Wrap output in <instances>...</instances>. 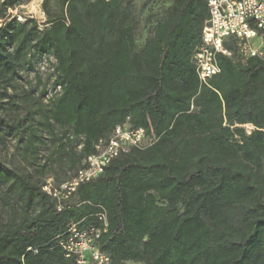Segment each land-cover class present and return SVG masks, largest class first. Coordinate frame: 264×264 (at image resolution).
<instances>
[{
    "label": "trees",
    "instance_id": "16d2710c",
    "mask_svg": "<svg viewBox=\"0 0 264 264\" xmlns=\"http://www.w3.org/2000/svg\"><path fill=\"white\" fill-rule=\"evenodd\" d=\"M29 1L0 0V20ZM42 11L44 23L15 18L0 28V102L17 107L21 71L45 56L56 60L60 91L42 111L40 133L0 126L35 154L41 133L61 153L80 141V152L67 154L74 174L56 187L118 125L144 128L153 143L113 161L61 211L43 190L54 178L0 161V192L17 198L0 221V264H75L60 240L71 223L100 226L102 211L109 226L98 244L112 264H264V61H244L227 41L234 58L219 55L221 73L200 82L193 57L207 0H174L142 46L130 0H43ZM23 95L34 100L32 90Z\"/></svg>",
    "mask_w": 264,
    "mask_h": 264
},
{
    "label": "built area",
    "instance_id": "2783aa9c",
    "mask_svg": "<svg viewBox=\"0 0 264 264\" xmlns=\"http://www.w3.org/2000/svg\"><path fill=\"white\" fill-rule=\"evenodd\" d=\"M208 19L205 21L201 45L193 57L202 84L221 73L219 55L234 58L235 53L225 47L227 41H236L238 53L246 61L257 58L264 61V0H207ZM249 133L253 129L247 125ZM153 143L144 128L128 122L118 125L108 140H100L96 153L86 157L82 167L68 181L56 187L53 179L43 190L61 202L77 189L102 176L116 159L134 149H145ZM100 226L81 227L71 223L65 237L60 240L65 257L75 264H112L111 255L98 244L108 230L107 214L98 213Z\"/></svg>",
    "mask_w": 264,
    "mask_h": 264
},
{
    "label": "rangeland",
    "instance_id": "374dc122",
    "mask_svg": "<svg viewBox=\"0 0 264 264\" xmlns=\"http://www.w3.org/2000/svg\"><path fill=\"white\" fill-rule=\"evenodd\" d=\"M133 5V12L138 21V45L142 46L146 39L152 35L154 26L165 18L167 10L174 0H130ZM43 0H30L28 3L9 9L5 18L0 20V28L4 27L13 19L24 22L27 19H35L39 23L46 22L42 11ZM58 5L54 4L57 11ZM56 60L52 56L37 58L31 69L21 71L19 80V91L16 99L17 107H13L7 99L0 102V121H13L15 124L23 123L24 127H32L37 133L43 129V112H47L51 106V100L60 89L53 88L55 79L54 66ZM32 90L34 100L29 102L23 93ZM23 121V122H22ZM30 126V127H29ZM28 130V129H27ZM60 128L56 127L58 137L63 134ZM44 143L40 145L39 152L33 153L25 143L18 141L19 137L10 134L3 126H0V161L9 168L24 175H31L40 180L54 178L53 183L63 182L71 177L75 170L71 167L68 157L69 148L74 146L77 152L81 150L79 140L68 146L66 153H61L58 141L48 133H41ZM0 221L10 220L11 209L16 207L17 198L7 194L6 188L0 192ZM135 264V263H129Z\"/></svg>",
    "mask_w": 264,
    "mask_h": 264
},
{
    "label": "water",
    "instance_id": "95a60500",
    "mask_svg": "<svg viewBox=\"0 0 264 264\" xmlns=\"http://www.w3.org/2000/svg\"><path fill=\"white\" fill-rule=\"evenodd\" d=\"M0 6H1V4H0Z\"/></svg>",
    "mask_w": 264,
    "mask_h": 264
}]
</instances>
